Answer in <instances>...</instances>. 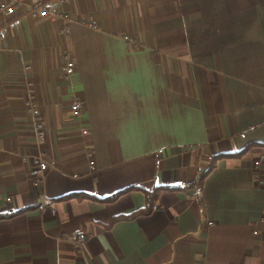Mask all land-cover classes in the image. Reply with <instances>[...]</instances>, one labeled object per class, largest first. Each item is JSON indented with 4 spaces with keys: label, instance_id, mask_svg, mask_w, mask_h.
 <instances>
[{
    "label": "crops",
    "instance_id": "0c3cea01",
    "mask_svg": "<svg viewBox=\"0 0 264 264\" xmlns=\"http://www.w3.org/2000/svg\"><path fill=\"white\" fill-rule=\"evenodd\" d=\"M29 91L56 162L40 189ZM250 143L264 144V0H28L0 24V264H264V148L217 156ZM131 187L181 190L106 228L145 206L140 190L99 200Z\"/></svg>",
    "mask_w": 264,
    "mask_h": 264
},
{
    "label": "built area",
    "instance_id": "2783aa9c",
    "mask_svg": "<svg viewBox=\"0 0 264 264\" xmlns=\"http://www.w3.org/2000/svg\"><path fill=\"white\" fill-rule=\"evenodd\" d=\"M27 1L28 0H0V24L3 21L16 16L19 10L25 7ZM39 14L41 17H50L51 19L64 16L60 12L51 11L49 9H43L42 11H40ZM70 32H71L70 27L66 26L64 28V33L69 35ZM125 40L128 41V43L132 44L133 46L138 47V42L136 41V39H133L130 36H125ZM64 59L66 62L64 75L66 79H70L76 72V64L71 54H68V53L64 54ZM28 104L31 110L30 113L32 114L33 127L35 130L37 146L39 148L38 154L34 157V160H33V163H34L33 168L31 169L32 183L35 188L40 189L44 185L46 173L48 172L51 166L56 165L55 164L56 162H51V163L47 162L44 159V155L42 154L40 150L43 142L46 140L47 130L44 126L43 121L41 120L40 110L34 102V96L32 92L30 91L28 94ZM85 112H86L85 104L83 103V101L78 100V99L74 100L71 105L72 115L75 118L79 119L85 116ZM84 133H87V131H85ZM88 156L90 160L89 161V171L91 172V171H94L96 167V161H95L94 154L92 151L88 152ZM260 165H261L260 161H257L255 163L256 168H259ZM260 181L261 183H264L261 179ZM8 201L10 202L11 199H8Z\"/></svg>",
    "mask_w": 264,
    "mask_h": 264
},
{
    "label": "trees",
    "instance_id": "16d2710c",
    "mask_svg": "<svg viewBox=\"0 0 264 264\" xmlns=\"http://www.w3.org/2000/svg\"><path fill=\"white\" fill-rule=\"evenodd\" d=\"M254 147H263L264 148V144H261V143H250L243 150L239 151L236 154H220V155H217V156L218 157H224V158L242 156L247 151H249L250 149H252ZM211 169H212V167L210 168V170ZM132 190H140V191H142L145 194V196H146V204H145V206L140 208V209H137V210H135V211H133V212H131L129 214H121V215L113 217L108 224H105L106 228L109 229L114 224H116L118 222H121V221H133V220H135L138 217L151 215L153 213L157 203H158V199H159V196H160L162 190L179 191V190H181V187L156 188V189H154L152 191L146 190V189H144L142 187H131V188H127L126 190H122L119 193H117V194H115V195H113L111 197H108V198H105V199H99V200L104 202V203L114 202L123 193L129 192V191H132ZM73 196H75V195L66 196V197H63L62 199H68V198H71ZM78 196H81V195H78ZM81 197H88V196L85 195V196H81ZM31 209H33V207L24 208V209H22V210H20V211H18L16 213H14L13 215H19V214L27 212V211H29ZM13 215H11V216H13ZM8 218H9V216H8ZM84 231H85V228L82 231H80V233H78L77 237L78 238L83 237Z\"/></svg>",
    "mask_w": 264,
    "mask_h": 264
}]
</instances>
